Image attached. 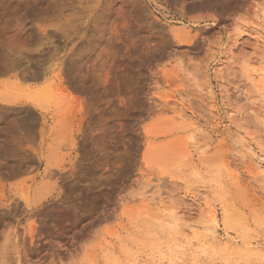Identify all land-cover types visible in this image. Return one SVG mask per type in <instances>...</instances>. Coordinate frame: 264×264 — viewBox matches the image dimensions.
<instances>
[{
  "label": "rangeland",
  "instance_id": "374dc122",
  "mask_svg": "<svg viewBox=\"0 0 264 264\" xmlns=\"http://www.w3.org/2000/svg\"><path fill=\"white\" fill-rule=\"evenodd\" d=\"M263 82L264 0H0V264H264Z\"/></svg>",
  "mask_w": 264,
  "mask_h": 264
},
{
  "label": "bare ground",
  "instance_id": "6f19581e",
  "mask_svg": "<svg viewBox=\"0 0 264 264\" xmlns=\"http://www.w3.org/2000/svg\"><path fill=\"white\" fill-rule=\"evenodd\" d=\"M261 86H262V90H263V92H264V82L263 83H261ZM261 90V91H262ZM176 110V109H175ZM183 118V117H182ZM190 118V117H189ZM260 158V157H259ZM264 171V170H263ZM214 229V228H213ZM212 232V231H211ZM217 237H218V235H217V231H215V230H213V232L211 233V239H213V240H216V241H218L217 240ZM212 241V240H211ZM218 242H220V241H218ZM220 245V244H219Z\"/></svg>",
  "mask_w": 264,
  "mask_h": 264
}]
</instances>
